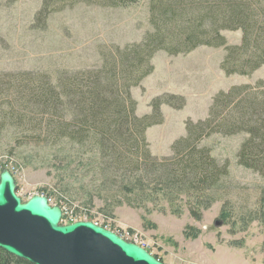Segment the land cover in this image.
Returning <instances> with one entry per match:
<instances>
[{
	"label": "rangeland",
	"instance_id": "374dc122",
	"mask_svg": "<svg viewBox=\"0 0 264 264\" xmlns=\"http://www.w3.org/2000/svg\"><path fill=\"white\" fill-rule=\"evenodd\" d=\"M46 1L50 12L41 15ZM151 30L149 0L119 7L0 0V75L56 80L63 71L101 66L116 47L139 43ZM223 34L229 45L241 43V30ZM226 53L225 46L203 45L188 53L154 55V71L131 89L137 114L151 113L152 100L164 94L183 96L186 103L183 108L162 104L164 121L146 131L153 155L171 156L174 142L187 135L186 122L205 120L217 94L264 77V66L251 75H227L221 67ZM7 100L0 98V173L5 167L13 171L24 201L50 194V203L64 209L62 224L95 222L165 264H264V176L238 163L246 134L204 138L201 144L221 164L229 163L228 177L219 189L182 193L172 202L155 194L152 180L145 178L144 194L136 195V188L120 193L122 185L102 180L86 153L61 149L48 137L40 112L24 111L35 121L18 123L10 114L21 111L8 108Z\"/></svg>",
	"mask_w": 264,
	"mask_h": 264
},
{
	"label": "trees",
	"instance_id": "16d2710c",
	"mask_svg": "<svg viewBox=\"0 0 264 264\" xmlns=\"http://www.w3.org/2000/svg\"><path fill=\"white\" fill-rule=\"evenodd\" d=\"M69 1L119 7L137 0H65ZM46 2L41 15L50 12ZM149 11L152 30L143 41L116 47L99 67L63 71L47 81L30 73L0 75V98L8 97V108L21 111L10 115L26 123L35 120L25 112H40L56 145L86 153L102 180L119 182L124 195L134 188L136 195L144 194L142 178L152 180L154 193L172 202L182 193L219 189L228 177L229 163L221 164L201 144L216 133L246 134L238 163L264 176V77L255 85L233 86L217 94L209 116L188 120L187 135L174 142L167 157L152 154L146 131L164 121L162 104L183 108L185 98L158 96L151 102L152 112L139 116L131 93L154 71L152 59L158 51L177 55L203 45L225 46V73L253 74L264 66V0H149ZM225 30H241V43L229 45ZM0 264L31 263L0 248Z\"/></svg>",
	"mask_w": 264,
	"mask_h": 264
},
{
	"label": "water",
	"instance_id": "95a60500",
	"mask_svg": "<svg viewBox=\"0 0 264 264\" xmlns=\"http://www.w3.org/2000/svg\"><path fill=\"white\" fill-rule=\"evenodd\" d=\"M11 169L0 173V248L31 264H165L145 247L89 220L62 224L46 195L24 201ZM216 226L222 222L216 220Z\"/></svg>",
	"mask_w": 264,
	"mask_h": 264
},
{
	"label": "built area",
	"instance_id": "2783aa9c",
	"mask_svg": "<svg viewBox=\"0 0 264 264\" xmlns=\"http://www.w3.org/2000/svg\"><path fill=\"white\" fill-rule=\"evenodd\" d=\"M50 200V199H49Z\"/></svg>",
	"mask_w": 264,
	"mask_h": 264
}]
</instances>
